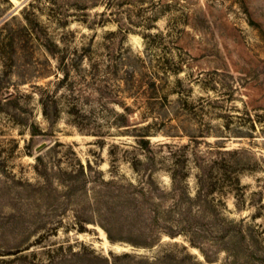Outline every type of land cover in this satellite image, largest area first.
Masks as SVG:
<instances>
[{"label": "rangeland", "instance_id": "rangeland-1", "mask_svg": "<svg viewBox=\"0 0 264 264\" xmlns=\"http://www.w3.org/2000/svg\"><path fill=\"white\" fill-rule=\"evenodd\" d=\"M0 264H264V0H0Z\"/></svg>", "mask_w": 264, "mask_h": 264}, {"label": "water", "instance_id": "water-1", "mask_svg": "<svg viewBox=\"0 0 264 264\" xmlns=\"http://www.w3.org/2000/svg\"><path fill=\"white\" fill-rule=\"evenodd\" d=\"M41 146L38 147V149L40 148Z\"/></svg>", "mask_w": 264, "mask_h": 264}]
</instances>
